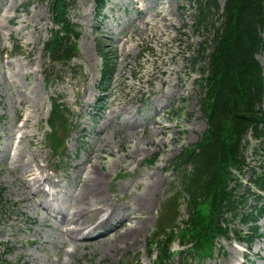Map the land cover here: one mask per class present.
<instances>
[{
  "label": "rangeland",
  "instance_id": "1",
  "mask_svg": "<svg viewBox=\"0 0 264 264\" xmlns=\"http://www.w3.org/2000/svg\"><path fill=\"white\" fill-rule=\"evenodd\" d=\"M66 1L81 34L72 38L75 57L63 65L51 62L45 50L52 31L59 30L52 22L51 0H0V264H155L157 251L148 253V241L160 232L158 224L177 230L188 220L186 195L179 196L175 222L170 223L173 213L165 203L179 190L177 157L199 142L208 127L199 103L204 79L200 61L202 48L211 51L213 30L197 25L196 0H106L100 11L96 0ZM216 20L213 16L219 25ZM100 48L113 65L103 94L96 89ZM258 60L264 66L263 52ZM98 96L102 108L93 118ZM50 98L63 102L73 116L68 115L65 135L61 128L58 132L65 152L57 170L59 158L45 139ZM20 116L26 119L21 128L16 123ZM245 139L242 185L254 171L264 170V142L251 133ZM37 163L46 175L67 185L42 206L32 194L42 198L39 188L33 185L31 193L25 188ZM94 166L101 171L103 197L130 218L107 238L76 241L75 251L68 253L73 249L69 239L42 207L73 213L82 179ZM151 176L158 177L157 189L146 195ZM253 199L247 200V211ZM233 223L237 232H248L238 219ZM257 224L250 244L230 234L218 238L219 249L205 258H193L188 246L181 247L174 238L166 264H264V215ZM133 225L139 230L132 240L111 242Z\"/></svg>",
  "mask_w": 264,
  "mask_h": 264
},
{
  "label": "trees",
  "instance_id": "2",
  "mask_svg": "<svg viewBox=\"0 0 264 264\" xmlns=\"http://www.w3.org/2000/svg\"><path fill=\"white\" fill-rule=\"evenodd\" d=\"M98 1L101 8L105 1ZM219 2L196 0L197 25L213 30L211 51L207 46L202 48L200 61L204 79L200 81L203 92L199 103L208 129L198 143L184 148L176 159L175 165L181 169L180 190L188 197V220L177 233L170 229L165 234L161 227V233L156 234L160 264L170 261L169 246L175 237L181 245L191 244L188 250L204 257L210 255L216 237L226 236L230 229L226 215L237 218V207L246 204L243 196L235 194L236 187H229L236 179L231 169H241L244 163L243 139L248 132L256 140L264 139V67L257 58L264 53V0H224L222 8ZM50 8L52 20L60 29L52 32L45 48L52 62L67 64L75 56L72 38L80 36L79 27L68 18L66 0H51ZM213 16L221 20L219 25ZM103 60L104 67L110 70L107 58ZM52 104L49 139L52 148H57L62 144L57 138L59 121L65 123V118L59 106ZM252 182L264 189L262 177H254ZM178 197L166 202V208L173 213L170 223L178 215ZM262 212L260 209L257 213ZM240 220L248 224L257 216L248 214ZM160 236L163 237L157 240Z\"/></svg>",
  "mask_w": 264,
  "mask_h": 264
},
{
  "label": "bare ground",
  "instance_id": "3",
  "mask_svg": "<svg viewBox=\"0 0 264 264\" xmlns=\"http://www.w3.org/2000/svg\"><path fill=\"white\" fill-rule=\"evenodd\" d=\"M21 172L23 176L24 175L26 176L28 170L24 169ZM100 172H101L100 169H98L95 166L91 168L90 176H87L82 179V184L78 191L79 199L75 201L76 207L74 209V212L73 213L71 212L69 215H66L65 218H62V222L64 224L71 225L69 229L65 230V235L69 239V242L74 244V246L76 245V241H77L76 233L88 232L86 230L93 229L96 226V223H90V222L99 221L95 216H97L98 213L101 212L104 207H109V206L114 207V205L109 204L106 201V199L102 195V192L100 191V183H101ZM39 174H41V168L39 167L38 164H35L34 166H32L31 174L29 178L30 181H32V184L28 187L27 186L25 187L27 188L28 192L31 193L30 190L32 186L36 184H39L40 190L44 191L42 189V183H40ZM151 177H153L154 179L150 183H147L144 186V191L146 192V195L155 192L157 189L158 177L156 176H151ZM21 183L23 184V182ZM92 198L95 201L91 203ZM141 201H144V198H141ZM138 230L139 228L137 227L135 228V226L133 225L129 229L124 230V232L121 235L117 236V238H115L111 242H114L116 245L120 243H126L127 241H130L134 238ZM109 234L103 236L102 238H107Z\"/></svg>",
  "mask_w": 264,
  "mask_h": 264
}]
</instances>
